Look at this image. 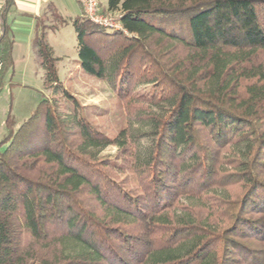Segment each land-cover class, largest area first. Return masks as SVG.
<instances>
[{
  "label": "trees",
  "instance_id": "obj_1",
  "mask_svg": "<svg viewBox=\"0 0 264 264\" xmlns=\"http://www.w3.org/2000/svg\"><path fill=\"white\" fill-rule=\"evenodd\" d=\"M100 11L122 29L84 13L60 26L75 28L78 66L112 88L125 125L116 136L95 126L107 112L64 87L46 41L54 26L38 19L53 97L18 128L6 120L0 264H264V0H109Z\"/></svg>",
  "mask_w": 264,
  "mask_h": 264
},
{
  "label": "rangeland",
  "instance_id": "obj_2",
  "mask_svg": "<svg viewBox=\"0 0 264 264\" xmlns=\"http://www.w3.org/2000/svg\"><path fill=\"white\" fill-rule=\"evenodd\" d=\"M70 2L73 9L67 16H81L79 3L76 0ZM99 2L100 10L106 11L109 0ZM106 15L115 19L118 17L117 13ZM61 19L64 17L52 20L51 16H46L42 19L44 22L48 21V26H54L47 31L46 41L54 48L55 55L59 58V78L81 106L93 112H107L93 118V122L107 135L116 136L124 127L125 121L115 102V93L107 83L89 77L78 66L77 32L71 24L60 26ZM56 27L58 28L55 30ZM105 32L111 33V30L105 29ZM10 35L12 37V34ZM35 35L28 37L21 31L14 38L16 41L12 52L13 66L5 72L0 91V142L7 131L6 120L9 115L16 121L18 128L30 118L41 100L53 97L52 91L44 87L45 70L35 46ZM100 38H104L102 34L95 36V40ZM61 111L63 115L73 112L70 104L64 100ZM114 152V148L105 151L111 154Z\"/></svg>",
  "mask_w": 264,
  "mask_h": 264
},
{
  "label": "crops",
  "instance_id": "obj_3",
  "mask_svg": "<svg viewBox=\"0 0 264 264\" xmlns=\"http://www.w3.org/2000/svg\"><path fill=\"white\" fill-rule=\"evenodd\" d=\"M13 2L12 8L6 9V0H0V41L5 34L6 26L10 28L9 37H13L15 42L14 38L21 31L28 37L34 36L40 18L51 16L53 20L59 17L64 19L79 17L67 16L73 9L70 0H13ZM79 7L82 16L83 9L81 5Z\"/></svg>",
  "mask_w": 264,
  "mask_h": 264
},
{
  "label": "built area",
  "instance_id": "obj_4",
  "mask_svg": "<svg viewBox=\"0 0 264 264\" xmlns=\"http://www.w3.org/2000/svg\"><path fill=\"white\" fill-rule=\"evenodd\" d=\"M77 1L82 6L84 15L87 16L93 24L99 27L107 29L109 28L117 31L122 29L118 17L115 19L110 16H107L106 14H103L100 11L98 0Z\"/></svg>",
  "mask_w": 264,
  "mask_h": 264
},
{
  "label": "water",
  "instance_id": "obj_5",
  "mask_svg": "<svg viewBox=\"0 0 264 264\" xmlns=\"http://www.w3.org/2000/svg\"><path fill=\"white\" fill-rule=\"evenodd\" d=\"M0 65H1V61H0Z\"/></svg>",
  "mask_w": 264,
  "mask_h": 264
}]
</instances>
